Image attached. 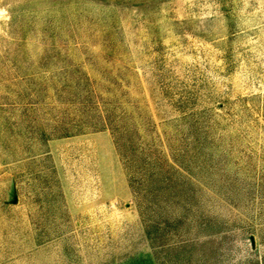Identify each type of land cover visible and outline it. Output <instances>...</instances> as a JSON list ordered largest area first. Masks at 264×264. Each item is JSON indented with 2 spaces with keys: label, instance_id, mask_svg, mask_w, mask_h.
I'll return each mask as SVG.
<instances>
[{
  "label": "rangeland",
  "instance_id": "374dc122",
  "mask_svg": "<svg viewBox=\"0 0 264 264\" xmlns=\"http://www.w3.org/2000/svg\"><path fill=\"white\" fill-rule=\"evenodd\" d=\"M0 264H264V0H0Z\"/></svg>",
  "mask_w": 264,
  "mask_h": 264
}]
</instances>
